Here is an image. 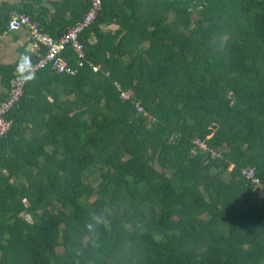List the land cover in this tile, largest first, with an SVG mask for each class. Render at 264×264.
I'll return each mask as SVG.
<instances>
[{
    "label": "trees",
    "instance_id": "obj_1",
    "mask_svg": "<svg viewBox=\"0 0 264 264\" xmlns=\"http://www.w3.org/2000/svg\"><path fill=\"white\" fill-rule=\"evenodd\" d=\"M88 4L1 2L0 32L18 12L57 38ZM78 40L5 114L0 264H264L241 174L264 185V0H101Z\"/></svg>",
    "mask_w": 264,
    "mask_h": 264
},
{
    "label": "built area",
    "instance_id": "obj_2",
    "mask_svg": "<svg viewBox=\"0 0 264 264\" xmlns=\"http://www.w3.org/2000/svg\"><path fill=\"white\" fill-rule=\"evenodd\" d=\"M100 4L101 0H89L88 8L82 18L67 28L57 38L40 31L27 15L18 12H11L9 14L5 24L6 31L12 32L24 29L28 35V49L26 53L36 54L37 58L31 63H27L25 53H21L18 56L17 67L12 70L9 86L4 98L0 100V137L10 127V120L5 117L6 112L17 101L22 92L24 82L30 79L35 71L49 68L58 73L73 74L76 71V67L82 65L84 53L78 40V34L95 19ZM66 47H69L75 55L76 66L73 68L67 64L63 56V51ZM126 95L125 92L119 93L121 98H125ZM135 109L137 112H141L138 104H135ZM195 143L198 148L206 149L202 142L196 140ZM241 174L249 182L250 192L253 196L264 201V185L255 176L253 169L251 167L242 168Z\"/></svg>",
    "mask_w": 264,
    "mask_h": 264
},
{
    "label": "crops",
    "instance_id": "obj_3",
    "mask_svg": "<svg viewBox=\"0 0 264 264\" xmlns=\"http://www.w3.org/2000/svg\"><path fill=\"white\" fill-rule=\"evenodd\" d=\"M9 5H14L18 0H0ZM114 24L110 25L109 28H115ZM28 49V35L24 29H18L16 31H6L3 29L0 32V66H12L15 64L17 56L22 51ZM1 78V75H0ZM6 92L0 83V96H3Z\"/></svg>",
    "mask_w": 264,
    "mask_h": 264
}]
</instances>
